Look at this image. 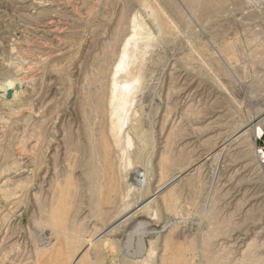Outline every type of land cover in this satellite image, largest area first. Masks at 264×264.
<instances>
[{
	"label": "rangeland",
	"instance_id": "374dc122",
	"mask_svg": "<svg viewBox=\"0 0 264 264\" xmlns=\"http://www.w3.org/2000/svg\"><path fill=\"white\" fill-rule=\"evenodd\" d=\"M40 1H41V3H40ZM240 1L239 0H236V1L235 0H230V1L226 0L225 2H227L228 4L227 3L225 4V2H224V4H225L224 5L223 3L220 4L221 2H218V0H215V2L213 4H211L213 6L210 5L213 9L209 6V8L206 9L204 12H200L199 9H196L194 6L191 7V5L189 3H187L185 0H170V2L166 1V0H158L159 4L162 3L161 7L163 6L162 8H163L164 12H166L165 14L167 15L169 13V15H167V17L169 19H171L173 22L175 21L174 22L175 27L179 26L178 28L176 27L177 29L175 28L176 31H178L179 35H177V37L174 40H172L173 38L170 39L167 36H165L166 33L165 34L162 33L163 30H159L157 23H155V21L153 19V14H151L152 12L150 11V9H149L150 12L148 10H146V8H145L146 6L144 5L143 0H140V1H136V0H126V1L125 0H97V1L96 0H68V1L67 0L66 1L65 0H63V1L62 0H43V1L42 0H38V1L37 0H0V102H1L0 106H3L5 104L3 107H0V117L2 119H3V117L6 118L3 121L0 120V124L2 123L0 125V161H1L0 162V172L2 173V170H3V175L2 176L0 175V184L3 181H5V179L8 182L10 180L9 183L7 181H5V183H7V184L4 187V188H7L8 191L10 190L9 191L10 194L8 195L10 200L9 199L7 200L6 197H8V196H6V194H4V192L6 193V191H7L6 189H4L5 191H3V190L0 191L1 193L3 192L0 195V240H1L3 235H4L3 238L5 237L3 240H1L2 243L0 244V264L1 263L2 264H10V263L11 264H18L19 262H21L20 264H22V263L24 264L25 261H26L25 262L26 264H34L35 263L34 258L36 260V257H35L36 254L34 255V253L36 252L37 247H41V245L48 244L50 242V240L53 242L57 238V233H56L55 229L53 230L49 226L39 225V223L41 222L43 215H44L43 214L44 211H41V209H40L41 203H44L42 208H46V207L51 208L49 206V204L51 202L50 200H52V198H53L52 194H53V190H54V181L53 180L50 181V178H48V177L44 178V173L46 172V170H49L52 173L53 169H55V171H53V173H55V176L58 177L59 180H61V179L63 180L65 175H68L71 172L73 184L75 181H78V183L75 182V184H74L75 186H73V189L75 188L74 189L75 195L77 196L76 197L74 195L75 202H76V204H78V205H76L77 210L73 215L74 220L77 219L76 220L77 223H82L83 227L86 229V232H84V234L86 235V238H89L90 237L89 235L92 234L91 233L92 232L91 225L94 226L95 219L93 217V214L90 211V202H91V198H92V194L89 190V180H88L89 179L88 172H89V164H90V159H89V151L90 150H89L88 142L86 140L88 139V136H89V130L91 131V127L93 125H91L89 127L88 125H86V123H87V120H89V121L95 120V117L97 118L96 120L101 121L100 114L96 113L94 108L97 106V104H96L97 101L99 104V103H101V100L104 98L103 97L104 94L101 97V94L103 93V91H105L106 88H109L112 84V81H111L112 79L110 77L108 78V76H110L113 73V71H114L113 68H114L115 64H117V62H118L117 60H119L121 57L122 50H123L124 45L126 43V39L128 38V36L130 38V36L132 35L133 29L131 30V28L133 27V25H131V24H133L132 22H133L134 18H139L140 21H144L146 23V25L148 26L147 27L148 31L152 30L151 33H153L154 38L155 37L156 38L153 42V46L144 54L145 58H143L141 66H142V69L145 71V80H144L145 88L141 91L142 93L140 92L138 94L140 97L138 96L137 102L133 106L134 111L132 110L131 116L129 117V119H130L129 126L132 123H138L140 125V133H141V135H140L141 137H139V135L133 136V147H132L133 151L138 152L140 149V154H139L138 159H133V165L134 166L131 167L132 168L131 170L138 169V168H136L137 166L144 169V166H146L145 167L146 170L144 169V171L146 172L147 178L149 180V183H148L149 184L148 185L149 194L148 195H142V194L137 195V191H136L137 185L132 183V182H129V184L131 185V188L134 189L131 192L133 200L137 198L138 204H141L142 206H147L148 205V200H146L147 196H149L150 194H153L155 189H157V187L159 186L158 182H157L159 177H160V174H159L160 173L159 172L160 162L159 161H161L162 153L164 152V149H163L164 146L168 145L166 142L169 141L168 142L169 147H171V145H172V147H171L172 153L174 152L173 154L171 153L172 157L173 156L175 158L178 157L177 159H179V158L184 156L183 158L187 164H189V162H190L189 160L193 161L195 157L197 158L196 155L201 156V158L199 160H204V163L202 166L203 170H202V168H200L201 173L199 172V174H200V175L198 174L199 177H198V175H196L197 177L195 176L193 180H189L185 183H184V181L180 182V180H178L176 183H174V184H177L178 190L181 191V192L179 191L181 193L180 194L181 200H179V206L180 205L181 206L180 207L178 206L177 213L168 212L166 210V208L164 209L165 205L163 206L160 202L154 203V207H156V209H158L160 211L161 222L157 227H152V229H155V230H152V233L150 236H145V240H146L147 244L149 243V241L151 239H157V237H161V239L164 238V235L166 236L167 233L170 232L171 228H173V229H176L175 230L176 233H174L173 235L171 233V235L173 236V238H175V240H180V242H183L182 241L183 239L184 240L185 239L186 240H193L194 239L196 241L195 243L197 244V246H201V244H200V242L202 241L201 235L204 234V232L206 234V232L209 231V227L211 226L210 223L214 221L216 224L215 226L219 227L220 231H223L222 232L223 234L219 235L218 236L219 238L217 237L216 239H218L217 241L220 240V242L224 243L225 248L223 250V253H225V257L228 256L227 257L228 260H231L228 262L234 261L235 258H236L235 261L240 259L242 256V252L244 250H246L245 248L247 246H245V245H247V243H249V244H252L251 248H250L251 253L252 252H254V253H252V254L250 253L251 255L248 256V260H247L248 263L264 264V253H263L264 252V240H263L264 239V237H263V235H264V221H263L264 220V160L261 161L259 159V156H258V149H262L263 155H264V146L262 145L263 134L261 137L256 138L254 132H252V130H249L248 133H246V135L248 134L247 136L244 135L243 137H239V138L237 137V135H239L238 134L239 130L250 119L254 118L257 115H261L262 117L264 116V88H262V87H264L263 86L264 85V78H263L264 77V74H263L264 73V65H263L264 61H262V59L264 60V50H262V49H264L263 48V46H264V44H263V42H264V2L262 0L261 1L260 0H255V1L249 0V2L247 0H240ZM253 1H254V3H253ZM43 2H44V5H43ZM50 2H52V3H50ZM125 2H127V3L125 4ZM170 3H172V4H170ZM123 5H124V7H123ZM175 5H176L177 9H180L178 12H177ZM222 5H224V6H222ZM214 6H216L217 9ZM124 10H126V11L128 10V11L125 12ZM197 10H198V12H197ZM47 11H48V13H47ZM121 11L124 13H122ZM190 11L193 15L190 13ZM192 11L193 12L196 11V13H198V16L196 13H193ZM91 13H92V15H91ZM121 13L124 14L123 18L121 20L120 19L118 20V18L119 17L121 18V16H122V15H120ZM176 13L178 16L176 15ZM214 13H215V15H214ZM133 14H135V15H133ZM128 15L130 16L129 18H128ZM139 15L142 16V18H140ZM179 15H181V16H179ZM49 16L53 17L52 20L48 19V18H50ZM126 16H127V18H126ZM182 16H184V17H182ZM45 17H48V18H45ZM125 18H126V20H125ZM123 19H124V22L122 23ZM142 19H145V20H142ZM45 20L46 21L48 20V22L51 21L50 22L51 23L50 28H47L46 25L44 26ZM116 20H117V22H116ZM118 21H121V22L119 23ZM244 21H245V23H244ZM196 23H198V24H196ZM114 24H115V27L113 26ZM255 24H257V25H255ZM125 25H126V28H125ZM129 25H131V26H129ZM118 26H120V27H118ZM58 27H60V28H58ZM61 27L64 28L63 31H62ZM260 27H262V28H260ZM43 28H44V30H43ZM117 28H119L120 30H117ZM52 29H54V30H52ZM124 29H127V32ZM45 30H47V31H45ZM114 30H116V32ZM54 31H56V32H54ZM123 31H125V32H123ZM109 33H111V34H109ZM158 33H160V35H157ZM118 35L119 36L121 35L120 36L121 38ZM191 35H193V37ZM161 36H162V38H161ZM51 37H52V39H51ZM115 37L117 39H114ZM57 38H59V39H57ZM255 38H256V41H255ZM55 39H56V41H55ZM253 39H254V41H253ZM115 40H116V43L119 40V42L117 43V47L115 45ZM248 41L249 42L253 41V42L251 44ZM259 41H261V42H259ZM113 42H114V44H113ZM188 43H190V44H188ZM200 43H201V45H200ZM258 44L260 46H262V49H261V47H259ZM256 45L258 46L257 49L255 47ZM206 48H208V50H209V53H210L209 55H208V51L206 52V50H207ZM252 48H253V50H251ZM259 48H260V50H259ZM254 49L256 52H257V50H259V51L256 53V52H254ZM107 50L109 53H107V55H106ZM244 50H246V51H244ZM241 52H244V53L241 54ZM58 53H60V54H58ZM147 53H149V54H147ZM258 53H260V56L257 55ZM233 54H237L236 57ZM184 55H186V56H184ZM261 55H262V57H261ZM38 56H39V58H38ZM45 56H46V58H45ZM101 56H102V58H101ZM252 56L255 59L254 61L252 59ZM14 57H15V59H14ZM41 57H42V59H41ZM112 57H113V59H112ZM185 57H187V59H185ZM256 57L257 58L259 57L261 60L259 58L257 59ZM150 58H152V59H150ZM43 59H44V61H43ZM103 59H105V60H103ZM181 59L183 61L185 59V61L183 62V61H181ZM214 59L218 60L221 64L218 61H215ZM244 59H245V61H244ZM24 60H25V62H24ZM26 60H28L27 61L28 63L26 62ZM112 60H114V61H112ZM257 60H258V62H255ZM228 61L229 62L231 61L230 64ZM237 61L240 63H238ZM11 62H12V64H11ZM207 62H208V64H207ZM224 62H226V63H224ZM30 63H32L33 65ZM101 63H103V64H101ZM209 63H211L213 65L212 68H211V64H209ZM206 64L210 65V67L207 66ZM258 64H259V66H258ZM1 65H2V67H1ZM31 65H32V67H31ZM33 66H35V67H33ZM21 67L24 69V71ZM15 68L17 69V71ZM254 68H255V70H254ZM20 69L22 72H18V71H20ZM26 69H27V71H26ZM103 69H104V71H103ZM9 70H11V71H9ZM244 70H245V73H244ZM107 71H108V74H107ZM109 71H111V72H109ZM257 71H259V72H257ZM162 72H163V74H162ZM182 72H183V74H182ZM33 73H35V74H33ZM100 73L103 75V76H101L103 79L100 78V75H101ZM104 73H105V75H104ZM246 73H247V76H244V74L246 75ZM29 75H31L30 79H29ZM147 75H148V77H147ZM259 75H260V77H259ZM160 76H161V78H160ZM218 76H219V78H218ZM33 77H34V79H33ZM106 77H107V79H106ZM167 77H169V78H167ZM183 77H185V78H183ZM245 77H247V78L245 79ZM257 77H259V79ZM163 78H164V80H163ZM178 78H180V79H178ZM98 79H99V81H98ZM182 79L184 82L181 81ZM10 80L14 82L13 85L16 83V81H17V83L18 82L19 83L18 84L16 83L15 84L16 86L15 85L13 86V85H10V83H8V82H10ZM234 81H236V82H234ZM96 82H97V84H96ZM175 82H177V83H175ZM167 83H169V85ZM172 83H173V86H172ZM179 83H181V84H179ZM185 83H187V84H185ZM104 84H106V85H104ZM165 84H166V86H165ZM228 84H229V86H227ZM8 85H10V87H8ZM11 86H13L14 88H11ZM88 86H90V87H88ZM168 86H169V88H168ZM242 86H243V88H242ZM6 87H7V89H6ZM101 87H102V89H105V90H102ZM87 88H89V89H87ZM154 89H155V92H154ZM167 89L169 90V92L167 91ZM173 89L176 91H173ZM183 93H185L186 95L185 94L183 95ZM86 94H87V96H86ZM45 95H46V97H45ZM89 95H90V97H89ZM167 95H169L168 98L166 97ZM171 96H172V98H171ZM44 98H45V100H44ZM54 98H55V100H54ZM198 99H199V101H198ZM166 101H168V102L166 103ZM175 101H176V104H175ZM2 102L4 104H2ZM45 102H46V104H45ZM85 102H86V104H85ZM151 102H152V104H151ZM192 102H194V104ZM88 103H90V104H88ZM9 104H10V106H9ZM25 105H27L29 107H27V106L25 107ZM44 105H46V106H44ZM18 106H19V108L21 107L22 109H20V110L17 109ZM11 107H12V110H11ZM48 107L51 109L50 111H49ZM30 108H31V110H30ZM43 108L44 109L46 108V109L44 111H41V110H43ZM8 109H9V111H8ZM169 109L171 111H167ZM191 109L194 112H195V110H197L195 112L197 114H195ZM211 110H212V112H211ZM218 110H221V111H218ZM16 111H20V113H18ZM21 111H23V112H21ZM180 111H183V112L180 113ZM5 112H8L9 114L5 113ZM12 112H14V113H12ZM39 112H40V115L39 114L37 115V113H39ZM188 112H189V114H188ZM164 113H165V117L163 115ZM184 113H186V114H184ZM192 113H194V114H192ZM200 113H201V115H200ZM15 114L18 116H16ZM97 114H99V115H97ZM253 114H254V116H253ZM84 115H87L88 117L84 116ZM195 115L198 117L199 116H201V117L198 118ZM217 115H218V117H217ZM10 116H12V117H10ZM35 116H36V118H35ZM89 116H91L92 118ZM161 116H163V118ZM174 116H176V117L174 118ZM192 116L194 117V119L192 118ZM56 117L58 119H56ZM83 117L84 118L86 117V118L84 119ZM164 118H166V120H164ZM182 118H184V119H182ZM139 119H140V121H139ZM162 119H163V121H161ZM188 119H189V121H187ZM199 119H201V120L199 121ZM215 119H216V121H215ZM103 120H104V118H103ZM159 120L161 121V123L159 122ZM175 121L178 125L175 123ZM183 122H185V123L183 124ZM190 122H191V124H190ZM159 123L161 125H159ZM170 123H171V125H170ZM78 124H79V126H77ZM203 124L206 126V130H205ZM215 124H217L216 125L217 128H216ZM95 125H97V124L95 123ZM193 125H194V127H193ZM158 126H159V128H157ZM179 126H180V128H178ZM195 126L196 127L198 126V127L195 128ZM207 126H209V127H207ZM82 127L84 130L82 129ZM182 127H184V128H182ZM202 127H203V129H201ZM262 127L264 129V124ZM78 128H79L80 132L78 131ZM186 128H187V130H186ZM76 129H77V131H76ZM168 129H169V131H168ZM193 129H195V130H193ZM161 130H163V131L161 132ZM131 131L134 133L133 130H131ZM200 131H202V132H200ZM86 132H88V133H86ZM169 132H170V134L166 135ZM176 132H178V134ZM179 132H180V134H179ZM77 133H78V135L80 134L79 138H78ZM66 134H67V136L72 137V138H70V141H68L69 137H67ZM212 134H213V137H212ZM167 136H169L170 139ZM172 136L177 138V140H175V138H172ZM207 136H209V137H207ZM206 137H207V139H206ZM165 138H167V139H165ZM208 138L211 140H208ZM39 139L41 140L40 142H39ZM75 139H76V141H75ZM173 139H174V141H173ZM239 139L242 141H240ZM245 139H247L249 141H247ZM78 140H79V143H78ZM67 141L69 142V144ZM71 141H72V143H71ZM35 142L37 143L36 145H35ZM162 142L164 143V146H163ZM165 143H166V145H165ZM173 143H174V145H173ZM199 143H201V144H199ZM33 144H34V146H32ZM82 144H84V145H82ZM183 144H185V146ZM80 145H81V148L78 150L76 149L77 151H75L74 146H76V148H79ZM22 146H23V148H22ZM249 146H250V148H249ZM30 147H31V149H30ZM179 147H180V149H179ZM200 147L202 149H200ZM21 149H23L25 151H22ZM34 149H36V150H34ZM182 149H184V150H182ZM187 149H189V150H187ZM150 150H151V152H150ZM71 151H72L73 155L71 154ZM78 151L80 153H78ZM199 151H201V152H199ZM74 152L76 153L77 158L75 157L76 155H74L75 154ZM82 152L85 154H83ZM209 152L214 157L212 155H210ZM63 153H64V155H63ZM68 153H69V155L71 154V156H73L74 158L69 156ZM145 153H146V155H145ZM177 153H180L181 155L183 153V155L180 156V154H177ZM65 154H67V155H65ZM79 155H81L80 158H78ZM216 155L219 156V158ZM185 157L187 158V160L189 158V160H188L189 162L186 160ZM66 158L68 159V161ZM20 159H21V161H20ZM77 159H78V161H77ZM146 160H147V162H146ZM71 161H72V163H71ZM68 163H69V166L67 165ZM13 165H15V166H13ZM19 165L20 166L22 165V166L19 167ZM23 165H24V168H23ZM73 165H74V168H73ZM75 165H77V166H75ZM69 167H70V169H69ZM241 167H245V168L241 169V174H237L236 169L241 168ZM30 168H31V170H30ZM71 168H73L75 171L72 170ZM75 168H77V169H75ZM25 169H27L28 171ZM57 169H58L59 174L57 172ZM65 169H66V171H64ZM156 172H157V174H156ZM242 173L243 174L245 173V174L243 175ZM26 175L28 178L26 177ZM61 175H63V176H61ZM232 175H233V177H232ZM7 177L9 179H7ZM24 177H26V179H28V180L26 181V179H24ZM239 179H240V181L242 180L243 182L242 181L240 182ZM24 180L28 184L26 182H24ZM21 181H23V182H21ZM19 182L21 183V188L19 187L20 186ZM30 182H32L33 184ZM80 182H81V184H80ZM10 183H11V185H10ZM17 183L19 184V186ZM29 183L31 186L29 185ZM41 183H44V184H42L43 186L41 185ZM39 184L41 187L39 186ZM199 184H200V186H199ZM12 185H13V187H11ZM15 185L18 186V189ZM51 185L53 187H51ZM76 185H77V187H76ZM202 185H203V187H202ZM1 186L2 185H0V187ZM23 187L25 190L23 189ZM195 187H198V189H200V190L196 189ZM10 188H12V189L15 188V190L17 189V191L13 190L15 192L14 193L12 191V189H10ZM44 188L46 189V191ZM22 189H23V191H21ZM48 189H49V192L47 191ZM188 189H190V190H188ZM215 189H216L217 193H216ZM221 189L223 191H225L226 193L223 192ZM227 189L231 194H233V197L230 196L231 194L227 191ZM244 189L247 190V192ZM196 190H198V191H196ZM11 191H12V193H11ZM191 191H193V192H191ZM200 191L204 194L202 195L200 193ZM17 192H18L19 196L17 195ZM35 192L36 193L38 192V193L36 194ZM76 192H77V194H76ZM133 192H134V194H133ZM214 192H215V194H214ZM193 193H195V194H193ZM247 193H248V196L246 195ZM252 193L256 194V195H253ZM33 194H35V195H33ZM22 195L25 197L23 198ZM184 195L186 196V198ZM234 195L236 196V198H234L235 197ZM243 195L245 198L243 197ZM4 196H6V197H4ZM12 196H14V197H12ZM16 196H18V197H16ZM43 196H46V197H43ZM134 196H135V198H134ZM194 196H195V198H194ZM203 196H204V198H203ZM253 197H254V199H256V205H255L256 207L255 206L251 207V204H248V206H247V202L249 200L251 202V199ZM21 198H22V200H21ZM77 198H78V200H77ZM192 198H193V200H195L194 202L192 201ZM35 199H37V200L39 199V200L37 201ZM43 199L44 200L46 199V200L44 201ZM241 199H244V200H241ZM13 201H14V203H13ZM184 201H186V202H184ZM5 202H7V203H5ZM190 202H192V203H190ZM210 202L213 204L215 203V204L213 205ZM190 204H191V206H189ZM243 205L245 207H243ZM83 206H84V208H82ZM238 207H239L240 211L238 210ZM191 208L194 210H192ZM217 208H219L220 210ZM247 208H249V209H247ZM260 208H261V210L263 209L261 211L262 213L260 212ZM246 209H247V211H246ZM35 210H36V212H35ZM215 210H217V211H215ZM241 210H243V211H241ZM87 211H88V213H87ZM166 211L168 213H166ZM213 211H215V213H213ZM232 211H233V213H232ZM39 212L41 215L40 214L37 215V213H39ZM242 212L243 213L245 212V215ZM256 212H257V214H255ZM187 213H188V215H187ZM230 213H232V214H230ZM144 214H146V212ZM144 214L141 213V215H139L137 217V220L135 221V223H134L135 225L133 227H135L137 223L143 222L144 219H146ZM227 214L229 217L227 216ZM230 215L233 217L230 218ZM243 215H244V217H243ZM258 215L260 217H258ZM34 218H35V220H34ZM40 218H41V220H39ZM81 219L84 223L81 221ZM259 219H261V220H259ZM6 220H9V221H6ZM234 220H235V222H234ZM236 220H238V221L236 222ZM35 221H37V223ZM230 223L232 226L228 225ZM240 223H241V225H239ZM16 224H17V226H16ZM7 225H9V226H7ZM85 225H87V227ZM234 226H236V227H234ZM237 226H238V228H237ZM231 227H233V228L231 229ZM206 228H208V229H206ZM236 229L238 231V234H239V232L241 234L239 236V239H237L235 241L234 240L235 238L232 234H233V230H236ZM50 230H51V232H50ZM206 230H208V231H206ZM262 230H263V232H262ZM9 233H12V234H9ZM258 233H260V234H258ZM39 234L41 235V237ZM175 234H176V236H175ZM44 235L46 237H44ZM121 235H122L121 233H117V234L113 235L112 238H115L117 241L119 240L120 244L123 245V249H124V244L126 242V239ZM6 237H7V239H6ZM184 237H187V238H184ZM253 237H255L256 240H254L255 238H253ZM33 238H35V239H33ZM48 238H49V240H48ZM243 240L247 241V242H244ZM251 241H252V243H251ZM262 241H263V245L261 244ZM34 243H36L37 246ZM10 244H12V245H10ZM31 244L32 245L34 244L33 246L35 248ZM253 244H255V245H253ZM260 245H262V246H260ZM230 246H231V248H229ZM4 247L6 249H4ZM259 247L260 248L262 247V249H259ZM243 248H244V250H243ZM16 249H18V250H16ZM32 249H34L35 251ZM231 249H233V251H231ZM229 250L231 251V253ZM125 251H127L126 248L121 253L122 257H121V254L117 255V256L115 255L114 258L109 257L110 255H108L109 258L107 260V264H121V263L122 264H125V263L130 264V262H127V260H126V259L131 260L130 256H127V257L123 256V254L125 255L127 253ZM224 251H226V252H224ZM232 252H233V254H232ZM226 253H227V255H226ZM261 253H262V255H261ZM20 255H22L23 258L20 257ZM28 256H30V257H28ZM32 256H33V258H31ZM124 257H125V259H124ZM250 257H251V259H250ZM25 258H26V260H24ZM120 258H122V259H120ZM139 259H141V258H139Z\"/></svg>",
	"mask_w": 264,
	"mask_h": 264
},
{
	"label": "bare ground",
	"instance_id": "6f19581e",
	"mask_svg": "<svg viewBox=\"0 0 264 264\" xmlns=\"http://www.w3.org/2000/svg\"><path fill=\"white\" fill-rule=\"evenodd\" d=\"M38 1V0H37ZM43 1V0H42ZM63 1V0H62ZM66 1V0H65ZM68 1V0H67ZM97 1V0H96ZM126 1V0H125ZM136 1H140V0H136ZM166 1H169L170 0H166ZM187 3H189L192 6H194L196 9H199L200 12H204L206 9L209 8V6L211 4H213L215 2V0H185ZM226 0H218V2H221L220 4H224ZM230 1V0H229ZM236 1V0H235ZM240 1V0H239ZM249 2V0H247ZM255 1V0H254ZM253 1V3H254ZM261 1V0H260ZM264 2V0H262ZM48 2V1H47ZM57 2V1H56ZM82 2V1H81ZM86 2V1H85ZM144 2V5L146 6V10L152 12L151 14H153V19L155 21V23H157V26L159 27V30H163L162 33H166L165 36H167L168 38L174 40L178 34V31H176V29L179 27H175L174 25V22L169 19L167 17V15H169V13L166 15L163 10V6L161 7V4H159L158 0H143ZM183 2V1H182ZM185 2V3H186ZM234 2V1H233ZM241 2V1H240ZM41 3V1H40ZM52 3V2H50ZM59 3V2H58ZM67 3V2H66ZM127 2H125L126 4ZM138 3V2H137ZM174 3V2H173ZM227 2H225L226 4ZM237 3V2H236ZM39 4V3H38ZM85 4V3H84ZM172 4V3H170ZM175 4V3H174ZM224 4V5H225ZM228 4V3H227ZM230 4V3H229ZM258 4V3H257ZM32 5V4H31ZM43 5H44V2H43ZM47 5V4H46ZM166 5V4H165ZM178 5V4H177ZM181 5V4H180ZM219 5V4H218ZM222 5V6H224ZM40 6V5H39ZM75 6V5H74ZM172 6V5H171ZM189 6V5H188ZM213 6V5H211ZM210 6V7H211ZM227 6V5H226ZM225 6V7H226ZM230 6V5H229ZM83 7V6H82ZM95 7V6H94ZM124 7V5H123ZM130 7V6H129ZM176 7V5H175ZM181 7V6H180ZM216 9L217 7L214 6ZM76 8V7H75ZM96 8V7H95ZM122 8V7H121ZM144 8V7H143ZM212 8V7H211ZM214 8V9H215ZM262 8V7H261ZM9 9V8H8ZM45 9V8H44ZM49 9V8H48ZM57 9V8H56ZM78 9V8H77ZM82 9V8H81ZM123 9V8H122ZM127 9V8H126ZM129 9V8H128ZM177 9V7H176ZM183 9V8H182ZM194 9V8H193ZM213 9V8H212ZM26 10V9H25ZM76 10V9H75ZM92 10V9H91ZM96 10V9H95ZM130 10V9H129ZM141 10V9H140ZM139 10V11H140ZM170 10V9H169ZM174 10V9H173ZM180 9H177V12L179 11ZM210 10V9H209ZM261 10V9H260ZM43 11V10H42ZM50 11V10H49ZM57 11V10H56ZM125 12H127L126 10H124ZM149 11V12H150ZM249 11V10H248ZM86 12V11H85ZM109 12V11H108ZM122 12V11H121ZM142 12V11H141ZM193 12V11H192ZM198 12V10H197ZM210 12V11H209ZM18 13V12H17ZM43 13V12H42ZM48 13V11H47ZM87 13V12H86ZM124 13V12H122ZM120 14L122 15L121 18L119 17L118 20L122 19L123 18V15L124 14ZM184 13V12H183ZM191 13V11H190ZM193 13H196V11H194ZM54 14V13H53ZM83 14V13H82ZM103 14V13H102ZM150 14V15H151ZM173 14V13H172ZM192 14V13H191ZM197 16H198V13H196ZM211 14V13H210ZM71 15V14H70ZM92 15V13H91ZM94 15V14H93ZM135 15V14H133ZM132 15V16H133ZM177 15V13H176ZM193 15V14H192ZM195 15V14H194ZM215 15V13H214ZM222 15V14H221ZM43 16V15H42ZM56 16V15H55ZM61 16V15H60ZM137 16V15H136ZM140 16V15H139ZM178 16V15H177ZM181 16V15H179ZM190 16V15H189ZM201 16V15H200ZM50 17V16H49ZM130 16L128 15V18ZM134 17V16H133ZM150 17V16H149ZM184 17V16H182ZM203 17V16H202ZM213 17V16H212ZM45 18H48V17H45ZM53 17H50L48 19H51L52 20ZM127 18V16H126ZM125 18V20H126ZM140 18H142V16H140ZM194 18V17H193ZM243 18V17H242ZM132 19V18H131ZM183 19V18H182ZM189 19V18H188ZM211 19V18H210ZM60 20V19H59ZM113 20V19H112ZM142 20H145V19H142ZM185 20V19H184ZM187 20V19H186ZM55 21V20H54ZM196 21V20H195ZM51 22V21H50ZM48 22V20L46 21L45 20V24L44 26L46 25L47 28H50L51 27V23ZM64 22V21H63ZM86 22V21H85ZM117 22V20H116ZM119 23L121 21H118ZM124 22V19L122 21V23ZM128 22V21H127ZM121 23V24H122ZM133 27L131 28V30L133 31L132 32V35L128 36V40L126 39V43L124 45V48L122 50V54H121V57L119 60H117V64H115L114 66V71L113 73L108 76V78L110 77L112 80V84L109 88H106L105 89H101L102 90H105L103 91V93L101 94V97L103 96L104 94V98L101 100V103L98 104V101H97V106L94 108L96 113H99L100 114V118H101V121L100 120H96L97 118L95 117V120H92V121H89L87 120V123L86 125H88L89 127L91 125H93L91 127V131L89 130V136H88V139L86 140L88 142V145H89V159H90V164H89V172H88V175H89V190L92 194V198H91V202H90V211L91 213L93 214V217L95 219V223H94V226L91 225V228H92V234H90L89 238H86V235L84 234V232H86V229L83 227L82 223H77V219L74 220V213L76 212L77 208H76V202H75V198H74V195H75V188L73 189V186H75V182L78 183V181H75L74 184H73V180H72V174L71 172L68 174V175H65L64 179L62 180H59L58 177L55 176V173H53V171H55V169H53L52 173L49 171V170H46V172L44 173V178L48 177L50 178V181H54V190H53V194H52V200H50V204L49 207H46V208H42L43 207V204L44 203H41V206H40V209L41 211H44L43 212V218L41 220V218L39 220H41V222L39 223V225L41 226H49L50 228H52L53 230L55 229L56 233H57V238L55 241H51L48 243V244H44V245H41V247H37L36 249V252L34 253V255L36 254V260L34 258V261L35 263L34 264H107V260L109 257H112L114 258V256L116 255H120L122 253V251H124V249L126 248L127 252L125 255L123 254V256L127 257V256H130L131 260L130 259H126L127 262H130V264H247L248 263V256L251 255V245L252 244H249L247 243V246L244 250L243 248V252H242V256L240 259L236 260L234 259V261L232 262H228V261H231V260H228V256L225 257V253H223V250L225 248L224 246V243L223 242H220L217 241L218 239H216L219 235L223 234L222 232L223 231H220L219 227L215 226V222H211L210 223V227H209V231L204 232V234L201 235V246H197V244L195 243L196 241L193 239V240H182L183 242H180V240H175V238H173V234L176 233V229H173L171 228L170 232L167 233V235L165 236L164 235V238L161 239V237H157V239H151L149 241V243L147 244L146 240H145V236H150L151 233H152V230H155V229H152V227H157L160 222H161V214H160V211L158 209H156V207H154V203H158L160 202L163 206L165 205L164 209L166 208V210L168 212H174V213H177V209H178V206H179V200L180 199V190H178V186L177 184H174L176 183L178 180H180V182H187L189 180H193L194 177L196 175L199 174V172L201 173V169L202 166H203V163H204V160H199L201 158L200 155H196L197 158L193 157L194 160L191 161L188 160L191 162H189L186 158V160L189 162V164L186 163V161L184 160V156L177 159L178 157H172L171 156V153H172V145L171 147H169V141L166 142L168 145H165L164 146V143H163V146H164V152L162 153V157H161V161L160 162V169H159V174H160V177L158 179V187L157 189H155V191L153 192V194H150L149 196H147L146 200H148V205L147 206H142L141 204H138V200L137 198L133 200L132 198V195H131V192L132 189L131 188V185L129 184V182H132L134 184H136L137 188H136V191H137V195L138 194H142V195H148L149 194V191H148V183H149V180L147 178V174L146 172L144 171L145 167L144 166V169L143 168H140V167H136L138 169H133L131 170L134 165H133V159H138L139 157V154H140V149L138 152H134L133 151V136L135 135H139V137H141V133H140V125L138 123H132L130 126H129V122H130V119L129 117L131 116V112L133 110V106L135 105V103L137 102V99H138V94L145 88V85H144V80H145V71L142 69V60L144 57V54L153 46V42L155 40L154 36H153V33H151L152 30L148 31L147 29V25L144 21H140L139 18H134L133 19ZM191 23V22H190ZM199 23V22H198ZM196 23V24H198ZM245 23V21H244ZM117 24V23H116ZM125 24V23H124ZM120 25V24H119ZM128 25V24H127ZM129 25V26H131ZM186 25V24H185ZM257 25V24H255ZM81 26V25H80ZM115 27V24L113 25ZM187 26V25H186ZM113 27V28H114ZM120 27V26H118ZM56 28V27H55ZM60 28V27H58ZM57 28V29H58ZM62 28V31H63V27ZM125 28H126V25H125ZM176 28V29H175ZM249 28V27H248ZM262 28V27H260ZM56 29V30H57ZM115 29V28H114ZM257 29V28H256ZM44 30V28H43ZM54 30V29H52ZM51 30V31H52ZM117 30H120L119 28H117ZM126 30L127 32V29H124ZM130 30V31H131ZM4 31V30H3ZM47 31V30H45ZM44 31V32H45ZM116 32V30H114ZM129 31V30H128ZM196 31V30H195ZM250 31V30H249ZM56 32V31H54ZM59 32V31H58ZM120 32V31H119ZM118 32V33H119ZM125 32V31H123ZM52 33V32H51ZM113 33V32H112ZM117 33V34H118ZM29 34V33H28ZM111 34V33H109ZM124 34V33H123ZM129 34V33H128ZM182 34V33H181ZM194 34V33H193ZM54 35V34H53ZM97 35V34H96ZM157 35H160V33H158ZM254 35V34H253ZM60 36V35H59ZM112 36V35H111ZM119 36V35H118ZM121 36V35H120ZM119 36V37H120ZM125 36V35H124ZM193 37V35H191ZM197 36V35H196ZM38 37V36H37ZM54 37V36H53ZM58 37V36H57ZM114 37V36H113ZM118 37V38H119ZM185 37V36H184ZM6 38V37H5ZM77 38V37H76ZM121 38V37H120ZM162 38V36H161ZM188 38V37H187ZM254 38V37H253ZM259 38V37H258ZM2 39V38H1ZM52 39V37H51ZM59 39V38H57ZM64 39V38H63ZM98 39V38H97ZM113 39V38H112ZM114 39H117L116 37ZM120 40V39H119ZM118 40V42H119ZM252 40V39H251ZM19 41V40H18ZM56 41V39H55ZM105 41V40H104ZM190 41V40H189ZM250 41V40H249ZM248 41V42H249ZM254 41V39H253ZM252 41V42H253ZM255 41H256V38H255ZM17 42V41H16ZM45 42V41H44ZM63 42V41H62ZM109 42V41H108ZM117 42V43H118ZM170 42V41H169ZM252 42H249L252 44ZM261 42V41H259ZM112 43V42H111ZM117 43H116V40H115V45L117 47ZM255 43V42H254ZM33 44V43H32ZM52 44V43H51ZM114 44V42H113ZM181 44V43H180ZM190 44V43H188ZM192 44V43H191ZM264 44V42H263ZM262 44V45H263ZM55 45V44H54ZM109 45V44H108ZM112 45V44H111ZM193 45V44H192ZM201 45V43H200ZM250 45V44H249ZM259 45V44H258ZM59 46V45H58ZM157 46V45H156ZM183 46V45H182ZM181 46V47H182ZM190 46V45H189ZM251 46V45H250ZM253 46V45H252ZM51 47V46H50ZM105 47V46H104ZM109 47V46H108ZM115 47V46H114ZM113 47V48H114ZM163 47V46H162ZM179 47V46H178ZM184 47V46H183ZM233 47V46H232ZM256 49H257V45L255 46ZM259 47H261L262 49V46L259 45ZM73 48V47H72ZM106 48V47H105ZM104 48V49H105ZM157 48V47H156ZM173 48V47H172ZM264 48V46H263ZM24 49V48H23ZM111 49V48H110ZM115 49V48H114ZM178 49V48H177ZM206 52L208 51V55L210 54L209 53V50L208 48H206ZM109 50V49H108ZM107 50L106 52V55L107 53H109ZM253 50V48L251 49ZM260 50V48H259ZM257 50V52L259 51ZM264 50V49H262ZM64 51V50H63ZM111 51V50H110ZM113 51V50H112ZM246 51V50H244ZM11 52V51H10ZM240 52V51H239ZM252 52V51H251ZM254 52L255 49H254ZM256 52V53H257ZM261 52V51H260ZM40 53V52H39ZM177 53V52H176ZM244 53V52H241V54ZM24 54V53H23ZM22 54V55H23ZM56 54V53H55ZM60 54V53H58ZM114 54V53H113ZM149 54V53H147ZM152 54V53H151ZM155 54V53H154ZM187 54V53H186ZM229 54V53H228ZM251 54V53H250ZM64 55V54H63ZM105 55V56H106ZM213 55V54H212ZM235 57L237 54H233ZM244 55V54H243ZM249 55V54H248ZM257 55L260 56V53H258ZM263 55V54H262ZM261 55V57H262ZM32 56V55H31ZM34 56V55H33ZM40 56V55H39ZM38 56V58H39ZM53 56V55H52ZM104 56V55H103ZM113 56V55H112ZM182 56V55H181ZM186 56V55H184ZM250 56V55H249ZM107 57V56H106ZM105 57V58H106ZM212 57V56H211ZM222 57V56H221ZM244 57V56H243ZM33 58V57H32ZM46 58V56H45ZM102 58V56H101ZM161 58V57H160ZM159 58V59H160ZM213 58V57H212ZM223 58V57H222ZM230 58V57H229ZM251 58V57H250ZM257 58V57H256ZM259 58V57H258ZM257 58V59H258ZM15 59V57H14ZM26 59V58H25ZM37 59V58H36ZM42 59V57H41ZM113 59V57H112ZM117 59V58H116ZM152 59V58H150ZM185 59H187V57H185ZM184 59V61H185ZM218 59V58H217ZM224 59V58H223ZM242 59V58H241ZM252 59L253 61L255 60L254 57L252 56ZM260 59V58H259ZM3 60V59H2ZM29 60V59H28ZM26 60V62L28 61ZM46 60V59H45ZM102 60V59H101ZM105 60V59H103ZM166 60V59H165ZM215 60V59H214ZM243 60V59H242ZM251 60V59H250ZM261 60V59H260ZM35 61V60H34ZM33 61V62H34ZM39 61V60H38ZM44 61V59H43ZM109 61V60H108ZM114 61V60H112ZM181 61H183L181 59ZM183 61V62H184ZM215 61H218V60H215ZM214 61V62H215ZM222 61V60H221ZM225 61V60H224ZM227 61V60H226ZM245 61V59H244ZM252 61V62H253ZM262 61H264L262 59ZM19 62V61H18ZM25 62V60H24ZM40 62V61H39ZM169 62V61H168ZM219 62V61H218ZM229 62V61H228ZM227 62V63H228ZM231 62V61H230ZM229 62V64H230ZM238 62V61H237ZM255 62H258L255 61ZM254 62V63H255ZM28 63V62H27ZM104 63V62H103ZM101 63V64H103ZM110 63V62H109ZM112 63V62H111ZM220 63V62H219ZM218 63V64H219ZM226 63V62H224ZM240 63V62H238ZM6 64V63H5ZM12 64V62H11ZM25 64V63H24ZM32 64V63H30ZM145 64V63H144ZM164 64V63H163ZM208 64V62H207ZM206 64V65H207ZM211 64V63H209ZM221 64V63H220ZM256 64V63H255ZM33 65V64H32ZM31 65V67H32ZM264 65V64H263ZM262 65V66H263ZM14 66V65H13ZM30 66V65H29ZM37 66V65H36ZM58 66V65H57ZM112 66V65H111ZM188 66V65H187ZM210 67V65H207ZM212 64H211V68H212ZM221 66V65H220ZM236 66V65H235ZM259 66V64H258ZM261 66V67H262ZM2 67V65H1ZM35 67V66H33ZM99 67V66H98ZM101 67V66H100ZM241 67V66H240ZM13 68V67H12ZM19 68V67H18ZM22 68V67H21ZM37 68V67H36ZM57 68V67H56ZM55 68V69H56ZM153 68V67H152ZM215 68V67H214ZM253 68V67H252ZM263 68V67H262ZM3 69V68H2ZM16 69V68H15ZM14 69V70H15ZM23 69V68H22ZM98 69V68H97ZM250 69V68H249ZM29 70V69H28ZM99 70V69H98ZM97 70V71H98ZM165 70V69H164ZM186 70V69H185ZM224 70V69H223ZM255 70V68H254ZM3 71V70H2ZM11 71V70H9ZM17 71V69H16ZM24 71V69H23ZM27 71V69H26ZM96 71V70H95ZM100 71V70H99ZM104 71V69H103ZM217 71V70H216ZM18 72H22L21 69L20 71ZM17 72V73H18ZM94 72V71H93ZM111 72V71H109ZM213 72V71H212ZM226 72V71H225ZM259 72V71H257ZM215 73V72H214ZM219 73V72H218ZM223 73V72H222ZM244 73H245V70H244ZM249 73V72H248ZM16 74V73H15ZM35 74V73H33ZM93 74V73H92ZM101 74V73H100ZM107 74H108V71H107ZM163 74V72H162ZM183 74V72H182ZM188 74V73H187ZM186 74V75H187ZM194 74V73H193ZM264 74V73H263ZM4 75V74H3ZM26 75V74H25ZM94 75V74H93ZM105 75V73H104ZM235 75V74H234ZM255 75V74H254ZM257 75V74H256ZM7 76V75H6ZM27 76V75H26ZM30 76L29 75V79H30ZM101 76H103L102 74L100 75V78H102ZM172 76V75H171ZM237 76V75H236ZM244 76H247V73L246 75L244 74ZM8 77V76H7ZM91 77V76H90ZM95 77V76H94ZM98 77V76H97ZM105 77V76H104ZM148 77V75H147ZM174 77V76H173ZM226 77V76H225ZM239 77V76H238ZM250 77V76H249ZM260 77V75H259ZM259 77H257L259 79ZM263 77V76H262ZM161 78V76H160ZM169 78V77H167ZM185 78V77H183ZM187 78V77H186ZM219 78V76H218ZM230 78V77H229ZM236 78V77H235ZM241 78V77H240ZM239 78V79H240ZM247 77H245L246 79ZM264 78V77H263ZM19 79V78H18ZM34 79V77H33ZM64 79V78H63ZM103 79V78H102ZM107 79V77H106ZM171 79V78H170ZM180 79V78H178ZM234 79V78H233ZM244 79V80H245ZM17 80V79H16ZM15 80V81H16ZM20 80V79H19ZM62 80V79H61ZM96 80V79H95ZM164 80V78H163ZM169 80V79H168ZM167 80V81H168ZM190 80V79H189ZM236 80V79H235ZM241 80V79H240ZM239 80V81H240ZM243 80V81H244ZM251 80V79H250ZM254 80V79H253ZM30 81V80H29ZM99 81V79H98ZM178 81V80H177ZM183 81V79L181 80ZM204 81V80H203ZM232 81V80H231ZM62 82V81H61ZM92 82V81H91ZM103 82V81H102ZM106 82V81H105ZM104 82V83H105ZM184 82V81H183ZM221 82V81H220ZM236 82V81H234ZM241 82V81H240ZM239 82V83H240ZM247 82V81H246ZM252 82V81H251ZM10 85H13V81L10 80ZM17 83V81H16ZM15 83V84H16ZM19 83V82H18ZM17 83V84H18ZM177 83V82H175ZM14 84V85H15ZM50 84V83H49ZM97 84V82H96ZM95 84V85H96ZM169 85V83H167ZM181 84V83H179ZM187 84V83H185ZM223 84V83H222ZM243 84V83H242ZM241 84V85H242ZM257 84V83H256ZM261 84V83H260ZM10 85H8V87H10ZM13 85V86H14ZM30 85V84H29ZM106 85V84H104ZM158 85V84H157ZM171 85V84H170ZM259 85V84H258ZM13 86H11V88H14ZM16 86V85H15ZM108 86V85H107ZM166 86V84H165ZM172 86H173V83H172ZM186 86V85H185ZM229 86V84L227 85ZM237 86V85H236ZM244 86V85H243ZM242 86V88H243ZM254 86V85H253ZM256 86V85H255ZM264 86V85H263ZM90 87V86H88ZM100 87V86H99ZM157 87V86H156ZM177 87V86H176ZM215 87V86H214ZM226 87V86H225ZM50 88V87H49ZM167 88V87H166ZM169 88V86H168ZM179 88V87H178ZM227 88V87H226ZM257 88V87H256ZM264 88V87H262ZM7 89V87H6ZM89 89V88H87ZM157 89V88H156ZM26 90V89H25ZM91 90V89H90ZM96 90V89H95ZM185 90V89H184ZM207 90V89H206ZM245 90V89H244ZM259 90V89H258ZM167 91L169 92V90L167 89ZM173 91H176L173 89ZM194 91V90H193ZM246 91V90H245ZM91 92V91H90ZM99 92V91H98ZM154 92H155V89H154ZM197 92V91H196ZM210 92V91H209ZM220 92V91H219ZM55 93V92H54ZM53 93V94H54ZM142 93V92H141ZM167 93V92H166ZM174 93V92H173ZM191 93V92H190ZM18 94V93H17ZM92 94V93H91ZM168 94V93H167ZM185 93H183L184 95ZM263 94V93H262ZM100 95V94H99ZM171 95V94H170ZM186 95V94H185ZM87 96V94H86ZM142 96V95H141ZM179 96V95H178ZM233 96V95H232ZM5 97V96H4ZM46 97V95H45ZM90 97V95H89ZM140 97V96H139ZM167 98L169 97V95L166 96ZM175 97V96H174ZM186 97V96H185ZM190 97V96H189ZM188 97V98H189ZM224 97V96H223ZM35 98V97H34ZM172 98V96H171ZM191 98V97H190ZM198 98V97H197ZM202 98V97H201ZM208 98V97H207ZM226 98V97H225ZM99 99V98H98ZM45 100V98H44ZM55 100V98H54ZM53 100V101H54ZM95 100V99H94ZM100 100V99H99ZM167 100V99H166ZM179 100V99H178ZM177 100V101H178ZM191 100V99H190ZM213 100V99H212ZM152 101V100H151ZM196 101V100H195ZM199 101V99H198ZM89 102V101H88ZM94 102V101H93ZM92 102V103H93ZM153 102V101H152ZM151 102V104H152ZM156 102V101H155ZM168 101H166L167 103ZM172 102V101H171ZM179 102V101H178ZM205 102V101H204ZM210 102V101H209ZM222 102V101H221ZM1 103V102H0ZM13 103V102H12ZM41 103V102H40ZM43 103V102H42ZM183 103V102H182ZM186 103V102H185ZM194 104V102H192ZM211 103V102H210ZM209 103V104H210ZM213 103V102H212ZM252 103V102H251ZM2 104H4L2 102ZM7 104V103H6ZM11 104V103H10ZM9 104V106H10ZM35 104V103H34ZM46 104V102H45ZM48 104V103H47ZM86 104V102H85ZM90 104V103H88ZM95 104V103H94ZM145 104V103H144ZM175 104H176V101H175ZM192 104V105H193ZM1 105V104H0ZM5 105V104H4ZM3 105V106H4ZM92 105V104H91ZM90 105V106H91ZM166 105V104H165ZM164 105V106H165ZM253 105V104H252ZM3 106H0V107H3ZM21 106V105H20ZM27 105H25L26 107ZM34 106V105H33ZM32 106V107H33ZM46 106V105H44ZM43 106V107H44ZM87 106V105H86ZM169 106V105H168ZM176 106V105H175ZM188 106V105H187ZM191 106V105H190ZM195 106V105H194ZM206 106V105H205ZM210 106V105H209ZM219 106V105H218ZM7 107V106H6ZM24 107V106H23ZM29 107V106H27ZM151 107V106H150ZM174 107V106H173ZM193 107V106H192ZM191 107V108H192ZM224 107V106H223ZM49 108V107H48ZM85 108V107H84ZM83 108V109H84ZM89 108V107H88ZM169 108V107H168ZM167 108V109H168ZM176 108V107H175ZM186 108V107H185ZM211 108V107H210ZM17 109H22L21 107ZM34 109V108H33ZM39 109V108H38ZM46 109V108H45ZM43 108V110L41 111H44L45 110ZM93 109V110H94ZM143 109V108H142ZM172 109V108H171ZM178 109V108H177ZM196 109V108H195ZM259 109V108H258ZM4 110V109H3ZM11 110H12V107H11ZM14 110V109H13ZM31 110V108H30ZM51 109L49 108V111ZM87 110V109H86ZM175 110V109H174ZM181 110V109H180ZM190 110V109H189ZM192 110V109H191ZM217 110V109H216ZM227 110V109H226ZM260 110V109H259ZM9 111V109H8ZM33 111V110H32ZM53 111V110H52ZM134 111V110H133ZM167 111H171L170 109L167 110ZM187 111V110H186ZM193 111V110H192ZM191 111V112H192ZM197 110H195L196 112ZM218 111H221V110H218ZM4 112V111H3ZM15 112V111H14ZM12 112V113H14ZM18 113H20V111H16ZM23 112V111H21ZM34 112V111H33ZM174 112V111H173ZM172 112V113H173ZM183 112V111H180V113ZM190 112V113H191ZM194 112V111H193ZM194 112V113H195ZM212 112V110H211ZM226 112V111H225ZM258 112V111H257ZM260 112V111H259ZM5 113H8V112H5ZM36 113V112H35ZM34 113V114H35ZM42 113V112H41ZM51 113V112H50ZM84 113V112H83ZM135 113V112H134ZM169 113V112H168ZM192 113V114H194ZM209 113V112H208ZM9 114V113H8ZM11 114V113H10ZM40 115V112L37 113V115ZM97 114V115H99ZM133 114V113H132ZM138 114V113H137ZM186 114V113H184ZM189 114V112H188ZM191 114V115H192ZM197 114V113H195ZM219 114V113H218ZM223 114V113H222ZM228 114V113H227ZM13 115V114H12ZM16 115V114H15ZM14 115V116H15ZM36 115V114H35ZM135 115V114H134ZM164 117H165V113L163 114ZM175 115V114H174ZM201 115V113H200ZM225 115V114H224ZM18 116V115H16ZM71 116V115H70ZM84 116H87V115H84ZM96 116V115H95ZM133 116V115H132ZM170 116V115H169ZM196 116V115H195ZM209 116V115H208ZM254 116V114H253ZM12 117V116H10ZM88 117V116H87ZM91 117V116H89ZM139 117V116H138ZM163 118V116H161ZM171 117V116H170ZM176 116H174L175 118ZM180 117V116H179ZM184 117V116H183ZM191 117V116H190ZM198 117V116H196ZM201 116H199L198 118H200ZM218 117V115H217ZM216 117V118H217ZM1 118V117H0ZM36 118V116H35ZM84 118V117H83ZM86 118V117H85ZM84 118V119H85ZM92 118V117H91ZM99 118V119H100ZM104 118V120H103ZM167 118V117H166ZM166 118H164V120H166ZM172 118V117H171ZM192 118L194 119V117L192 116ZM191 118V119H192ZM215 118V117H214ZM222 118V117H221ZM231 118V117H230ZM6 118L3 117V119L1 118L0 120H4ZM56 119H58L56 117ZM144 119V118H143ZM184 119V118H182ZM190 119V120H191ZM223 119V118H222ZM248 119V118H247ZM9 120V119H8ZM198 120V119H197ZM201 119H199L200 121ZM209 120V119H208ZM140 121V119H139ZM145 121V120H144ZM163 121V119L161 120ZM161 121L159 120V122L161 123ZM172 121V120H171ZM179 121V120H178ZM177 121V122H178ZM181 121V120H180ZM189 121V119L187 120ZM211 121V120H210ZM214 121V120H213ZM216 121V119H215ZM227 121V120H226ZM5 122V121H4ZM54 122V121H53ZM165 122V121H164ZM169 122V121H168ZM193 122V121H192ZM209 122V121H208ZM244 122V121H243ZM36 123V122H35ZM95 123L97 125H95ZM159 123V125H161ZM174 123V122H173ZM176 123V121H175ZM182 123V122H181ZM185 122H183L184 124ZM194 123V122H193ZM200 123V122H199ZM211 123V122H210ZM215 123V122H214ZM219 123V122H218ZM2 124V123H1ZM0 124V125H1ZM41 124V123H40ZM74 124V123H73ZM77 124V123H76ZM163 124V123H162ZM177 124V123H176ZM182 124V125H183ZM188 124V123H187ZM191 124V122H190ZM195 124V123H194ZM213 124V123H212ZM221 124V123H220ZM223 124V123H222ZM228 124V123H227ZM237 124V123H236ZM263 124H264V116L262 117L261 115H257L255 116L254 118L250 119L247 123H245L242 128L239 130V135H237V137H243L244 135H246V133H248L249 130H252V132H254L255 134V137H261L262 134L264 133V129H263ZM171 125V123H170ZM178 125V124H177ZM204 125V124H203ZM207 125V124H206ZM209 125V124H208ZM217 124H215L216 126ZM70 126V125H69ZM72 126V125H71ZM79 126V124L77 125ZM165 126V125H164ZM175 126V125H174ZM186 126V125H185ZM210 126V125H209ZM207 126V127H209ZM222 126V125H221ZM225 126V125H224ZM3 127V126H2ZM1 127V128H2ZM88 127V128H89ZM162 127V126H161ZM171 127V126H170ZM177 127V126H176ZM194 127V125H193ZM198 127V126H197ZM195 126V128H197ZM223 127V126H222ZM228 127V126H227ZM230 127V126H229ZM77 128V127H76ZM159 128V126L157 127ZM180 128V126L178 127ZM184 128V127H182ZM204 128L206 130V126L204 125ZM217 128V126H216ZM70 129V128H69ZM83 129V127H82ZM90 129V128H89ZM161 129V128H160ZM165 129V128H164ZM170 129V128H169ZM168 129V131H169ZM200 129V128H199ZM203 129V127L201 128ZM220 129V128H219ZM84 130V129H83ZM133 130L134 133L131 131ZM177 130V129H176ZM181 130V129H180ZM187 130V128H186ZM195 130V129H193ZM209 130V129H208ZM212 130V129H211ZM210 130V131H211ZM75 131V130H74ZM77 131V129H76ZM78 131H79V128H78ZM82 131V130H81ZM163 130H161L162 132ZM172 131V130H171ZM179 131V130H178ZM183 131V130H182ZM220 131V130H219ZM225 131V130H224ZM80 132V131H79ZM84 132V131H83ZM160 132V131H159ZM174 132V131H173ZM184 132V131H183ZM189 132V131H188ZM202 132V131H200ZM205 132V131H204ZM218 132V131H217ZM76 133V132H75ZM82 133V132H81ZM88 133V132H86ZM178 134V132H176ZM192 133V132H191ZM199 133V132H198ZM209 133V132H208ZM213 133V132H212ZM170 134L167 133L166 135ZM174 134V133H173ZM180 134V132H179ZM185 134V133H184ZM195 134V133H194ZM204 134V133H203ZM71 135V134H70ZM74 135V134H73ZM72 135V136H73ZM78 135V133H77ZM80 135V134H79ZM79 135H78V138H79ZM188 135V134H187ZM218 135V134H217ZM216 135V136H217ZM248 135V134H247ZM246 135V136H247ZM39 136V135H38ZM67 136V134H66ZM177 136V135H176ZM186 136V135H185ZM189 136V135H188ZM194 136V135H193ZM220 136V135H219ZM245 136V137H246ZM69 137V136H67ZM166 137V136H165ZM169 138V136H167ZM178 137V136H177ZM190 137V136H189ZM188 137V138H189ZM209 137V136H207ZM206 137V139H207ZM212 137H213V134H212ZM230 137V136H229ZM39 138V137H38ZM50 138V137H49ZM70 138L72 137H69L68 141H70ZM172 138H175L172 136ZM183 138V137H182ZM187 138V137H186ZM248 138V137H247ZM251 138V137H250ZM32 139V138H31ZM167 139V138H165ZM170 139V138H169ZM181 139V138H180ZM184 139V138H183ZM182 139V140H183ZM195 139V138H194ZM204 139V138H203ZM215 139V138H214ZM227 139V138H226ZM244 139V138H243ZM38 140V139H37ZM50 140V139H49ZM82 140V139H81ZM164 140V139H163ZM162 140V141H163ZM172 140V139H171ZM170 140V141H171ZM175 140H177V138H175ZM188 140V139H187ZM190 140V139H189ZM192 140V139H191ZM208 140H211L208 138ZM207 140V141H208ZM240 140V139H239ZM247 140V139H245ZM244 140V141H245ZM251 140V139H250ZM30 141V140H29ZM34 141V140H33ZM41 140L39 139V142ZM67 141V142H68ZM76 141V139H75ZM174 141V139H173ZM184 141V140H183ZM214 141V140H213ZM212 141V142H213ZM230 141V140H229ZM242 141V140H240ZM249 141V140H247ZM38 142V143H39ZM74 142V141H73ZM83 142V141H82ZM185 142V141H184ZM204 142V141H203ZM228 142V141H227ZM27 143V142H26ZM72 143V141H71ZM70 143V144H71ZM78 143H79V140H78ZM171 143V142H170ZM186 143V142H185ZM202 143V142H201ZM199 143V144H201ZM209 143V142H208ZM225 143V142H224ZM253 143V142H252ZM37 143L35 142V145ZM69 144V142H68ZM81 144V143H80ZM142 144V143H141ZM148 144V143H147ZM176 144V143H175ZM217 144V143H216ZM228 144V143H227ZM241 144V143H240ZM74 145V144H73ZM76 145V144H75ZM78 145V144H77ZM84 145V144H82ZM174 145V143H173ZM182 145V144H181ZM185 146V144H183ZM190 145V144H189ZM212 145V144H211ZM214 145V144H213ZM226 145V144H225ZM31 146V145H30ZM34 146V144L32 145ZM188 146V145H187ZM75 147V151H77L78 149L81 148V145L79 148H76ZM73 147V148H74ZM190 147V146H189ZM199 147V146H198ZM254 147V146H253ZM23 148V146H22ZM34 148V147H33ZM32 148V149H33ZM64 148V147H63ZM68 148V147H67ZM170 148V149H169ZM175 148V147H174ZM182 148V147H181ZM192 148V147H191ZM190 148V149H191ZM197 148V147H196ZM195 148V149H196ZM206 148V147H205ZM210 148V147H209ZM250 148V146H249ZM31 149V147H30ZM37 149V148H36ZM34 149V150H36ZM77 149V150H76ZM83 149V148H82ZM162 149V150H163ZM180 149V147H179ZM194 149V150H195ZM198 149V148H197ZM200 149H202L200 147ZM207 149V148H206ZM222 149V148H221ZM241 149V148H240ZM257 149V148H256ZM22 151H25L23 149H21ZM69 150V149H68ZM71 150V149H70ZM184 150V149H182ZM189 150V149H187ZM204 150V149H203ZM243 150V149H242ZM247 150V149H246ZM250 150V149H249ZM17 151V150H16ZM66 151V150H65ZM64 151V152H65ZM180 151V150H179ZM178 151V152H179ZM191 151V150H190ZM205 151V150H204ZM240 151V150H239ZM32 152V151H31ZM84 152V151H83ZM82 152V153H83ZM151 152V150H150ZM201 152V151H199ZM220 152V151H219ZM223 152V151H222ZM255 152V151H254ZM27 153V152H26ZM25 153V154H26ZM30 153V152H29ZM70 153V152H69ZM68 153V155H69ZM75 153V152H74ZM78 153H80L78 151ZM77 153V154H78ZM174 153V152H173ZM172 153V154H173ZM184 153V152H183ZM182 153V155H183ZM190 153V152H189ZM229 153V152H228ZM238 153V152H237ZM251 153V152H250ZM20 154V153H19ZM23 154V153H22ZM33 154V153H32ZM71 154H72V151H71ZM71 154L69 156H71ZM85 154V153H83ZM177 154H180V153H177ZM188 154V153H187ZM193 154V153H192ZM200 154V153H199ZM210 154V152H209ZM208 154V155H209ZM215 154V153H214ZM243 154V153H242ZM248 154V153H247ZM257 154V153H256ZM29 155V154H28ZM64 155V153H63ZM67 155V154H65ZM73 155V154H72ZM76 155V153L74 154ZM146 155V153H145ZM180 154V156H182ZM186 155V154H185ZM212 155V154H210ZM238 155V154H237ZM240 155V154H239ZM244 155V154H243ZM81 155H79L78 158H80ZM83 156V155H82ZM179 156V157H180ZM188 156V155H187ZM207 156V155H206ZM213 156V155H212ZM217 156V155H216ZM246 156V155H245ZM244 156V157H245ZM258 156H259V159L261 161L264 160V155L263 153L262 154H259L258 152ZM66 157V156H65ZM72 158H74L73 156H71ZM77 158V155L75 156ZM208 157V156H207ZM210 157V156H209ZM214 157V156H213ZM219 158V156H217ZM216 157V158H217ZM247 157V156H246ZM32 158V157H31ZM82 158V157H81ZM215 158V159H216ZM236 158V157H235ZM3 159V158H2ZM64 159V158H63ZM67 159V158H66ZM84 159V158H83ZM252 159V158H251ZM71 160V159H70ZM69 160V161H70ZM85 160V159H84ZM21 161V159H20ZM24 161V160H23ZM26 161V160H25ZM68 161V159H67ZM78 161V159H77ZM83 161V160H82ZM1 162V161H0ZM13 162V161H12ZM17 162V161H16ZM61 162V161H60ZM65 162V161H64ZM147 162V160H146ZM145 162V163H146ZM216 162V161H215ZM228 162V161H227ZM244 162V161H243ZM66 163V162H65ZM72 163V161H71ZM74 164V163H73ZM77 164V163H76ZM230 164V163H229ZM259 164V163H258ZM30 165V164H29ZM69 166V163L67 164ZM66 165V166H67ZM72 165V164H71ZM141 165V164H140ZM145 165V164H144ZM222 165V164H221ZM227 165V164H226ZM232 165V164H231ZM240 165V164H239ZM15 166V165H13ZM22 166V165H21ZM19 165V167H21ZM77 166V165H75ZM158 166V165H157ZM213 166V165H212ZM223 166V165H222ZM247 166V165H246ZM26 167V166H25ZM35 167V166H34ZM56 167V166H55ZM59 167V166H58ZM191 167V168H190ZM217 167V166H216ZM13 168V167H12ZM18 168V167H17ZM23 168H24V165H23ZM73 168H74V165H73ZM73 168H71L72 170H74ZM245 167H241V168H238L236 169V173L237 174H241V169H244ZM262 168V167H261ZM7 169V168H6ZM5 169V170H6ZM21 169V168H20ZM70 169V167H69ZM68 169V170H69ZM77 169V168H75ZM80 169V168H79ZM157 169V168H156ZM233 169V168H232ZM231 169V170H232ZM27 170V169H25ZM31 170V168H30ZM146 170V169H145ZM203 170V168H202ZM28 171V170H27ZM38 171V170H37ZM62 171V170H61ZM66 171V169L64 170ZM71 171V170H70ZM75 171V170H74ZM85 171V170H84ZM57 172H58V169H57ZM63 172V171H62ZM253 172V171H252ZM1 173V172H0ZM6 173V172H5ZM4 173V174H5ZM14 173V172H13ZM18 173V172H17ZM30 173V172H29ZM203 173V172H202ZM234 173V172H233ZM59 174V172H58ZM77 174V173H76ZM157 174V172H156ZM236 174V175H237ZM243 174V173H242ZM245 174V173H244ZM243 174V175H244ZM255 174V173H254ZM1 176L3 175V170H2V173L0 174ZM6 175V174H5ZM8 175V174H7ZM57 175V174H56ZM200 175V174H199ZM198 175V177H199ZM12 176V175H11ZM14 176V175H13ZM24 176V175H23ZM63 176V175H61ZM248 176V175H247ZM6 177V176H5ZM27 177V175H26ZM26 177H24V179H26ZM43 177V176H42ZM56 177V178H55ZM197 177V176H196ZM201 177V176H200ZM219 177V176H218ZM233 177V175H232ZM240 177V176H239ZM249 177V176H248ZM18 178V177H17ZM28 178V177H27ZM208 178V177H207ZM223 178V177H222ZM221 178V179H222ZM231 178V177H230ZM241 178V177H240ZM245 178V177H244ZM7 179H9L7 177ZM16 179V178H15ZM196 179V178H195ZM246 179V178H245ZM14 180V179H13ZM12 180V181H13ZM28 179H26L27 181ZM30 180V179H29ZM32 180V179H31ZM41 180V179H40ZM80 180V179H79ZM200 180V179H199ZM5 181H7L5 179ZM5 181H3L0 185H2L0 187V191L3 190L5 191L4 189H6V193L4 192V194H6V196H8L10 193L8 191L7 188H4L5 185L7 183H5ZM19 181V180H18ZM24 180V182H26ZM44 181V180H43ZM42 181V182H43ZM238 181V180H237ZM236 181V182H237ZM240 181V179H239ZM242 181V180H241ZM240 181V182H241ZM248 181V180H247ZM252 181V180H251ZM8 182V181H7ZM10 182V180H9ZM8 182V183H9ZM23 182V181H21ZM243 182V181H242ZM250 182V181H249ZM15 183V182H14ZM27 183V182H26ZM32 183V182H30ZM29 183V185H30ZM40 183V182H39ZM205 183V182H204ZM225 183V182H224ZM18 184V183H17ZM16 184V185H17ZM20 184V186H19ZM18 186L21 188V183L19 182ZM28 184V183H27ZM33 184V183H32ZM44 184V183H41V185ZM47 184V183H46ZM50 184V183H49ZM81 184V182H80ZM133 184V185H134ZM190 184V183H189ZM202 184V183H201ZM238 184V183H237ZM236 184V185H237ZM241 184V183H240ZM11 185V183H10ZM15 185V186H16ZM28 185V186H29ZM180 185V184H179ZM247 185V184H246ZM255 185V184H254ZM18 186L17 189H18ZM27 186V185H26ZM31 186V185H30ZM40 186V184H39ZM43 186V185H42ZM191 186V185H190ZM198 186V185H197ZM200 186V184H199ZM225 186V185H224ZM238 186V185H237ZM7 187V186H6ZM13 187V185L11 186ZM41 187V186H40ZM46 187V186H45ZM51 187H53L51 185ZM77 187V185H76ZM203 187V185H202ZM235 187V186H234ZM247 187V186H246ZM251 187V186H250ZM257 187V186H256ZM260 187V186H259ZM9 188V187H8ZM19 188V189H20ZM26 188V187H25ZM43 188V187H42ZM180 188V187H179ZM183 188V187H182ZM187 188V187H186ZM196 189H198V187H195ZM221 188V187H220ZM243 188V187H242ZM252 188V187H251ZM262 188V187H261ZM12 189V188H10ZM17 189L15 190V188L12 189L17 191ZM24 189V187H23ZM23 189L21 191H23ZM45 189V188H44ZM78 189V188H77ZM25 190V189H24ZM152 190V189H151ZM182 190V189H181ZM190 190V189H188ZM194 190V189H193ZM200 190V189H198ZM196 190V191H198ZM222 190V189H221ZM226 190V189H225ZM232 190V189H231ZM245 190V189H244ZM11 191V193H12ZM39 191V190H38ZM46 191V189H45ZM49 192V189L47 190ZM78 191V190H77ZM180 191V192H179ZM184 191V190H183ZM187 191V190H186ZM216 191V189H215ZM223 191V190H222ZM228 191V189H227ZM239 191V190H238ZM247 192V190H245ZM254 191V190H253ZM14 192V191H13ZM193 192V191H191ZM225 192V191H223ZM229 192V191H228ZM227 192V193H228ZM241 192V191H240ZM263 192V191H262ZM3 193V192H2ZM0 192V195L2 194ZM15 193V192H14ZM36 193V192H35ZM38 193V192H37ZM36 193V194H37ZM200 193L203 195L204 193H202L200 191ZM217 193V191H216ZM226 193V192H225ZM224 193V194H225ZM230 193V192H229ZM237 193V192H236ZM255 193V192H254ZM21 194V193H20ZM49 194V193H48ZM77 194V192H76ZM134 194V192H133ZM136 194V193H135ZM188 194V193H187ZM190 194V193H189ZM195 194V193H193ZM215 194V192H214ZM222 194V193H221ZM231 194V193H230ZM253 194V193H252ZM15 195V194H14ZM17 195L19 196L18 192H17ZM35 195V194H33ZM32 195V196H33ZM51 195V194H50ZM85 195V194H84ZM197 195V194H196ZM200 195V194H199ZM217 195V194H216ZM236 195V194H235ZM234 195V196H235ZM248 196V193L246 194ZM253 195H256V194H253ZM252 195V196H253ZM3 196V195H2ZM4 196V197H6ZM16 196V197H18ZM23 196V195H22ZM41 196V195H40ZM76 196V195H75ZM87 196V195H86ZM185 196V195H184ZM213 196V195H212ZM231 197H233V194L230 195ZM14 197V196H12ZM25 196H23L24 198ZM34 197V196H33ZM37 197V196H36ZM39 197V196H38ZM43 197H46V196H43ZM48 197V196H47ZM50 197V196H49ZM77 197V196H76ZM81 197V196H80ZM222 197V196H221ZM238 197V196H237ZM244 197V195H243ZM242 197V198H243ZM7 200L9 199V196L6 197ZM35 198V197H34ZM50 198V199H51ZM135 198V196H134ZM186 198V196H185ZM184 198V199H185ZM195 198V196H194ZM199 198V197H198ZM204 198V196H203ZM236 198V196L234 197ZM245 198V197H244ZM248 198V197H247ZM250 198V197H249ZM5 199V198H4ZM3 199V200H4ZM12 199V198H11ZM32 199V198H31ZM82 199V198H81ZM239 199V198H238ZM10 200V199H9ZM22 200V198H21ZM37 200V199H35ZM39 200V199H38ZM37 200V201H38ZM44 200V199H43ZM46 200V199H45ZM44 200V201H45ZM78 200V198H77ZM199 200V199H198ZM203 200V199H202ZM230 200V199H229ZM228 200V201H229ZM233 200V199H232ZM241 200H244V199H241ZM2 201V200H1ZM192 201L194 202L195 200H193L192 198ZM204 201V200H203ZM22 202V201H21ZM84 202V201H83ZM186 202V201H184ZM197 202V201H196ZM218 202V201H217ZM230 202V201H229ZM234 202V201H233ZM238 202V201H237ZM7 203V202H5ZM14 203V201H13ZM20 203V202H19ZM192 203V202H190ZM211 203V202H210ZM239 203V202H238ZM253 203V204H252ZM18 204V203H17ZM22 204V203H21ZM32 204V203H31ZM30 204V205H31ZM80 204V203H79ZM160 204V205H161ZM195 204V203H194ZM213 204V203H211ZM215 204V203H214ZM213 204V205H214ZM248 204H251V207L252 206H255L256 205V199H254V197L251 199V202L250 200L247 202V206ZM156 205V204H155ZM197 205V204H196ZM202 205V204H201ZM11 206V205H10ZM181 206V205H180ZM179 206V207H180ZM186 206V205H185ZM191 206V204L189 205ZM4 207V206H3ZM16 207V206H15ZM24 207V206H23ZM35 207V206H34ZM38 207V206H37ZM36 207V208H37ZM81 207V206H80ZM86 207V206H85ZM194 207V206H193ZM243 207H245L243 205ZM256 207V206H255ZM84 208V206L82 207ZM190 208V207H189ZM220 208V207H219ZM217 208V209H219ZM258 208V207H257ZM14 209V208H13ZM34 209V208H33ZM39 209V208H38ZM37 209V210H38ZM44 209V210H43ZM192 209V208H191ZM249 209V208H247ZM246 209V211H247ZM83 210V209H82ZM194 210V209H192ZM220 210V209H219ZM238 210H239V207H238ZM255 210V209H254ZM263 210V209H262ZM261 208H260V212L262 211ZM33 211V210H32ZM84 211V210H83ZM163 211V210H162ZM166 211V213H168ZM180 211V210H179ZM217 211V210H215ZM215 211H213V213H215ZM240 211V210H239ZM243 211V210H241ZM21 212V211H20ZM36 212V210H35ZM86 212V211H85ZM146 212V214H144ZM34 213V212H33ZM88 213V211H87ZM141 213H143L146 217V219H144L143 222H140V223H137L135 227H133L135 224V221L137 220V217L139 215H141ZM190 213V212H189ZM196 213V212H195ZM218 213V212H217ZM233 213V211H232ZM230 213V214H232ZM243 213V212H242ZM249 213V212H248ZM253 213V212H252ZM262 213V212H261ZM40 214L37 213V215ZM193 214V213H192ZM207 214V213H206ZM209 214V213H208ZM235 214V213H234ZM233 214V215H234ZM245 215V212L243 213ZM247 214V213H246ZM257 214V212L255 213ZM8 215V214H7ZM35 215V214H34ZM41 215V214H40ZM86 215V214H85ZM188 215V213H187ZM220 215V214H219ZM241 215V214H240ZM243 215V217H244ZM250 215V214H249ZM254 215V214H253ZM88 216V215H87ZM164 216V215H163ZM211 216V215H210ZM214 216V215H213ZM216 216V215H215ZM228 216V214H227ZM248 216V215H247ZM256 216V215H255ZM36 217V216H35ZM40 217V216H39ZM212 217V216H211ZM229 217V216H228ZM233 217L230 215V218ZM252 217V216H251ZM258 217H260L258 215ZM262 217V216H261ZM7 218V217H6ZM82 218V217H81ZM88 218V217H87ZM215 218V217H214ZM229 218V219H230ZM236 218V217H235ZM248 218V217H247ZM246 218V219H247ZM253 218V217H252ZM12 219V218H11ZM225 219V218H224ZM249 219V218H248ZM258 219V218H257ZM35 220V218H34ZM80 220V219H79ZM223 220V219H222ZM250 220V219H249ZM254 220V219H253ZM261 220V219H259ZM258 220V221H259ZM6 221H9V220H6ZM12 221V220H11ZM82 221V219H81ZM220 221V220H219ZM233 221V220H232ZM238 220H236L237 222ZM248 221V220H247ZM257 221V222H258ZM264 221V220H263ZM37 223V221H35ZM39 222V221H38ZM83 222V221H82ZM164 222V221H163ZM223 222V221H222ZM227 222V221H226ZM225 222V223H226ZM235 222V220H234ZM10 223V222H9ZM84 223V222H83ZM229 223V222H228ZM255 223V222H254ZM202 224V223H201ZM224 224V223H223ZM184 225V224H183ZM230 226V224H228ZM237 225V224H236ZM241 225V223L239 224ZM254 225V224H253ZM9 226V225H7ZM14 226V225H13ZM17 226V224H16ZM87 227V225H85ZM93 226V227H92ZM186 226V225H185ZM4 227V226H3ZM35 227V226H34ZM160 227V226H159ZM236 227V226H234ZM8 228V227H7ZM10 228V227H9ZM233 227H231L232 229ZM238 228V226H237ZM240 228V227H239ZM43 229V228H42ZM48 229V228H47ZM208 229V228H206ZM261 229V228H260ZM229 230V229H228ZM4 231V230H3ZM7 231V230H6ZM5 231V232H6ZM45 231V230H44ZM182 231V230H181ZM184 231V230H183ZM232 231V230H231ZM230 231V232H231ZM246 231V230H245ZM260 231V230H259ZM34 232V231H33ZM42 232V231H41ZM51 232V230H50ZM90 232V231H89ZM243 232V231H242ZM263 232V230H262ZM7 233V232H6ZM5 233V234H6ZM29 233V232H28ZM117 233H121L125 239H126V242L124 244V249H123V245L120 244L119 240L117 241L115 238H112L113 235L117 234ZM172 233V235H171ZM226 233V232H225ZM245 233V232H244ZM257 233V232H256ZM9 234H12V233H9ZM32 234V233H31ZM45 234V233H44ZM229 234V233H228ZM240 232L238 234V231L237 229L236 230H233V236H234V240L236 241L237 239H239V236H240ZM260 234V233H258ZM262 234V233H261ZM36 235V234H35ZM38 235V234H37ZM40 235V234H39ZM56 235V234H55ZM231 235V234H230ZM231 235V236H232ZM4 236V235H3ZM1 238V240H3L4 238ZM7 236V235H6ZM15 236V235H14ZM13 236V237H14ZM176 236V234H175ZM232 236V237H233ZM243 236V235H242ZM241 236V237H242ZM255 236V235H254ZM262 236V235H261ZM11 237V236H10ZM41 237V235H40ZM39 237V238H40ZM43 237V236H42ZM44 237H46L44 235ZM163 237V236H162ZM182 237V236H181ZM226 237V236H225ZM245 237V236H244ZM256 237V236H255ZM253 237V238H255ZM264 237V235H263ZM184 238H187V237H184ZM193 238V237H192ZM219 238V237H218ZM252 238V239H253ZM261 238V237H260ZM7 239V237H6ZM35 239V238H33ZM200 239V238H199ZM226 239V238H225ZM242 239V238H241ZM0 240V241H1ZM41 240V239H40ZM39 240V241H40ZM43 240V239H42ZM49 240V238H48ZM251 240V239H250ZM256 240V238L254 239ZM253 240V241H254ZM261 240V239H260ZM264 240V239H263ZM14 241V240H13ZM36 241V240H35ZM244 241V240H243ZM20 242V241H19ZM33 242V241H32ZM226 242V241H225ZM239 242V241H238ZM244 242H247V241H244ZM249 242V241H248ZM2 243V241L0 242V244ZM12 243V242H11ZM23 243V242H22ZM27 243V242H26ZM25 243V244H26ZM37 243V242H36ZM36 243H34L36 245ZM41 243V242H40ZM122 243V242H121ZM234 243V242H233ZM237 243V242H236ZM252 243V241H251ZM254 243V242H253ZM9 244V243H8ZM33 244V245H34ZM42 244V243H41ZM229 244V243H228ZM235 244V243H234ZM243 244V243H242ZM246 244V243H245ZM261 244L263 245V241L261 242ZM12 245V244H10ZM9 245V246H10ZM17 245V244H16ZM27 245V244H26ZM32 245V244H31ZM32 245V246H33ZM255 245V244H253ZM260 245V246H262ZM31 246V247H32ZM37 246V245H36ZM228 246V245H227ZM235 246V245H234ZM240 246V245H239ZM12 247V246H11ZM10 247V248H11ZM34 247V246H33ZM233 247V246H232ZM19 248V247H18ZM35 248V247H34ZM231 248V246L229 247ZM237 248V247H236ZM3 249V248H2ZM4 249H6L4 247ZM235 249V248H234ZM242 249V248H241ZM259 249H262V247ZM18 250V249H16ZM34 250V249H32ZM226 250V249H225ZM255 250V249H254ZM35 251V250H34ZM230 251V250H229ZM231 251H233V249H231ZM230 251V253H231ZM257 251V250H256ZM4 252V251H3ZM226 252V251H224ZM259 252V251H258ZM228 253V252H227ZM226 253V255H227ZM229 253V254H230ZM251 253V254H250ZM264 253V252H263ZM17 254V253H16ZM233 254V252H232ZM241 254V253H240ZM256 254V253H255ZM7 255V254H6ZM31 255V254H30ZM108 255H110L108 257ZM259 255V254H258ZM262 255V253H261ZM238 256V255H237ZM20 257H22V255H20ZM30 257V256H28ZM121 257H122V254H121ZM124 257V259H125ZM263 257V256H262ZM17 258V257H16ZM23 258V257H22ZM27 258V257H26ZM26 258L24 260H26ZM33 258V256L31 257ZM141 258V259H139ZM257 258V257H256ZM20 259V258H19ZM122 259V258H120ZM233 259V258H232ZM251 259V257H250ZM249 259V260H250ZM254 259V258H253ZM260 260V259H259ZM3 261V260H2ZM20 261V260H19ZM32 261V260H31ZM123 261V260H122ZM253 261V260H252ZM11 262V261H10ZM24 262V261H23ZM26 262V261H25ZM24 262V264H26ZM30 262V261H29ZM261 262V261H260ZM21 262H19L18 264H20ZM258 263V262H257ZM2 264V263H1ZM11 264V263H10ZM23 264V263H22ZM122 264V263H121ZM126 264V263H125ZM248 264H251V263H248Z\"/></svg>",
	"mask_w": 264,
	"mask_h": 264
},
{
	"label": "crops",
	"instance_id": "0c3cea01",
	"mask_svg": "<svg viewBox=\"0 0 264 264\" xmlns=\"http://www.w3.org/2000/svg\"><path fill=\"white\" fill-rule=\"evenodd\" d=\"M262 145L264 146V133H263V137H262Z\"/></svg>",
	"mask_w": 264,
	"mask_h": 264
},
{
	"label": "built area",
	"instance_id": "2783aa9c",
	"mask_svg": "<svg viewBox=\"0 0 264 264\" xmlns=\"http://www.w3.org/2000/svg\"><path fill=\"white\" fill-rule=\"evenodd\" d=\"M258 152H259V154L263 153L262 149H258Z\"/></svg>",
	"mask_w": 264,
	"mask_h": 264
}]
</instances>
